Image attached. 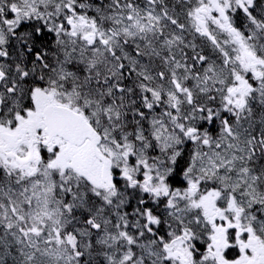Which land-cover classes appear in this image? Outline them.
Wrapping results in <instances>:
<instances>
[{"label": "snow or ice", "instance_id": "6c2138e0", "mask_svg": "<svg viewBox=\"0 0 264 264\" xmlns=\"http://www.w3.org/2000/svg\"><path fill=\"white\" fill-rule=\"evenodd\" d=\"M0 264H264V0H0Z\"/></svg>", "mask_w": 264, "mask_h": 264}]
</instances>
